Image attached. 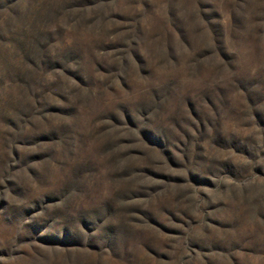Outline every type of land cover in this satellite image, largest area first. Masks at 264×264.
I'll list each match as a JSON object with an SVG mask.
<instances>
[{"label":"rangeland","instance_id":"rangeland-1","mask_svg":"<svg viewBox=\"0 0 264 264\" xmlns=\"http://www.w3.org/2000/svg\"><path fill=\"white\" fill-rule=\"evenodd\" d=\"M0 264H264V0H0Z\"/></svg>","mask_w":264,"mask_h":264}]
</instances>
